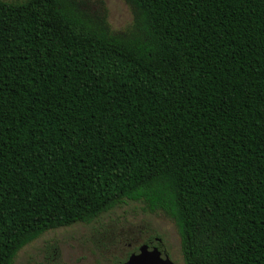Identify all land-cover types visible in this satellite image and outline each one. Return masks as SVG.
Wrapping results in <instances>:
<instances>
[{"label":"trees","instance_id":"obj_1","mask_svg":"<svg viewBox=\"0 0 264 264\" xmlns=\"http://www.w3.org/2000/svg\"><path fill=\"white\" fill-rule=\"evenodd\" d=\"M123 1L0 0V264L126 202L264 264V0Z\"/></svg>","mask_w":264,"mask_h":264},{"label":"rangeland","instance_id":"obj_2","mask_svg":"<svg viewBox=\"0 0 264 264\" xmlns=\"http://www.w3.org/2000/svg\"><path fill=\"white\" fill-rule=\"evenodd\" d=\"M85 1L96 8L99 0ZM100 1L113 32L130 27L132 13L123 0ZM157 236L171 258L184 264L173 220L161 212H148L141 203L126 202L89 224L77 223L42 234L17 253L13 264H123L141 244Z\"/></svg>","mask_w":264,"mask_h":264},{"label":"water","instance_id":"obj_3","mask_svg":"<svg viewBox=\"0 0 264 264\" xmlns=\"http://www.w3.org/2000/svg\"><path fill=\"white\" fill-rule=\"evenodd\" d=\"M125 264H173L157 247L151 250L142 245L137 253L131 254Z\"/></svg>","mask_w":264,"mask_h":264},{"label":"flooded vegetation","instance_id":"obj_4","mask_svg":"<svg viewBox=\"0 0 264 264\" xmlns=\"http://www.w3.org/2000/svg\"><path fill=\"white\" fill-rule=\"evenodd\" d=\"M142 245H147V246L149 247L150 250H151L152 248H154V247H157L158 250L162 252V255H164V257L166 256V257H167V258H168L173 264H178L177 262H175V261L171 258V256H170V254H169V252H168V250H167V248H166L164 242H163L162 239L159 238L158 236H157V237H152V238H150L148 241H146V242H144L143 244H141V245L136 249V251H134V252L131 253V254L137 253L138 250H139V248H140ZM131 254H130V255H131ZM130 255L128 256V258L130 257ZM128 258H127V260H128ZM127 260H126V261H127ZM126 261H125L123 264H125Z\"/></svg>","mask_w":264,"mask_h":264}]
</instances>
